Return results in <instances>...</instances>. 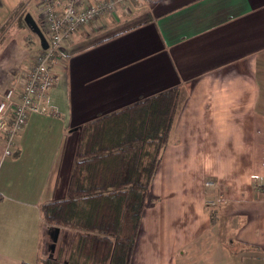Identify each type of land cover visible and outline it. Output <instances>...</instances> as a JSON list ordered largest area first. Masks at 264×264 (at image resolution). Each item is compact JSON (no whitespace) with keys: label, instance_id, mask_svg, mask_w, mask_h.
<instances>
[{"label":"crops","instance_id":"crops-1","mask_svg":"<svg viewBox=\"0 0 264 264\" xmlns=\"http://www.w3.org/2000/svg\"><path fill=\"white\" fill-rule=\"evenodd\" d=\"M118 15L67 42L50 113L30 117L12 155L0 141V264L46 257L43 206L67 196L81 128L173 86L185 94L132 264H264V0H149ZM8 17L0 0V30ZM12 32L0 37V92L41 48L6 44Z\"/></svg>","mask_w":264,"mask_h":264},{"label":"trees","instance_id":"trees-1","mask_svg":"<svg viewBox=\"0 0 264 264\" xmlns=\"http://www.w3.org/2000/svg\"><path fill=\"white\" fill-rule=\"evenodd\" d=\"M181 91L179 86L167 88L81 128L67 196L43 206L45 222L52 229L73 231L74 239L68 251L57 243L53 256L38 264H132Z\"/></svg>","mask_w":264,"mask_h":264},{"label":"built area","instance_id":"built-area-1","mask_svg":"<svg viewBox=\"0 0 264 264\" xmlns=\"http://www.w3.org/2000/svg\"><path fill=\"white\" fill-rule=\"evenodd\" d=\"M149 0H37L48 48L34 55L33 65L19 75L12 87L0 95V141L6 140L4 155H12L15 138L33 114L50 113L47 98L55 83L53 66L59 63L60 52L78 32L98 23L105 28L109 17L128 15L140 10Z\"/></svg>","mask_w":264,"mask_h":264},{"label":"rangeland","instance_id":"rangeland-1","mask_svg":"<svg viewBox=\"0 0 264 264\" xmlns=\"http://www.w3.org/2000/svg\"><path fill=\"white\" fill-rule=\"evenodd\" d=\"M3 2L5 4L6 10H8L9 17H8V22H6V24L4 25V27L1 30H5L4 33H6V30H8V31L12 30L13 31L11 33V35L9 37H7L6 44L7 43L9 44L13 40H17V43L19 42L21 45L29 48L30 51H32V50L34 51L36 49V47L39 46V43H40V46H41V41L38 38V36L32 30H30V28L25 23L26 15L28 13H31L33 18L36 20L37 24L41 28L42 32L43 33L46 32L44 27H43V25H42V22H41V14H40V12L37 9H34V10L33 9L31 10L30 8L27 9L26 5L24 4V0H3ZM120 17L122 18V17H125V16L121 15ZM100 29H101V23H98V26H97V28L95 30L100 31ZM45 37H46V35H45ZM38 41H39V43H38ZM33 58L34 57L32 56V59ZM61 58L62 59H60V64H64L65 61L67 62L66 58H65V61L63 60V56ZM60 64H57V65L53 66V68H52V71H53L54 77H55V83H56V72H55V69ZM17 76H19V75L17 74ZM55 83H54V85H55ZM12 85L10 87H12ZM9 88H7V89H9ZM52 88H51V90H52ZM4 92L3 91L0 92V95L2 93H4ZM182 94L184 96L185 91H181V97H180V102H179V110H180V104H181V101H182V99H181L182 98ZM37 115H41V114H37ZM4 153H5V151H4ZM207 185L210 186L211 189H215L216 187H219V186H217L218 184L217 183L214 184V182H209V183H207ZM220 202H223V200H220ZM212 216L214 217V220L216 221L217 220L216 213H214V214L212 213ZM48 226L51 227L50 225H48ZM61 232H62V234L59 237L58 243L63 244V246L65 247L66 251H68L70 249L71 245H72V242H73L72 241V237L68 236V234H65L66 231H62L61 230ZM48 244H49V247H50L51 239H50ZM49 247L47 248L46 257L44 258V260H46L49 257V255H48ZM50 253H51V251H50Z\"/></svg>","mask_w":264,"mask_h":264},{"label":"water","instance_id":"water-1","mask_svg":"<svg viewBox=\"0 0 264 264\" xmlns=\"http://www.w3.org/2000/svg\"><path fill=\"white\" fill-rule=\"evenodd\" d=\"M25 22H26L27 26L30 28V30H32L40 39L42 48L47 49L48 48V41H47L44 33L42 32L41 28L37 24L36 20L33 18L31 13H28L26 15ZM60 233H61L60 228H54V229H51V231H50L51 245L49 248H50V251L52 254L55 253L56 245L59 241Z\"/></svg>","mask_w":264,"mask_h":264}]
</instances>
